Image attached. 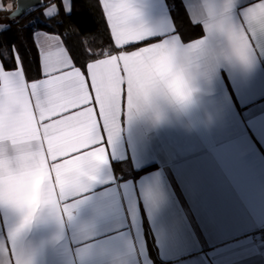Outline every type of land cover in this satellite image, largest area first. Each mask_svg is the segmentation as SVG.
Returning <instances> with one entry per match:
<instances>
[{
  "label": "crops",
  "instance_id": "obj_1",
  "mask_svg": "<svg viewBox=\"0 0 264 264\" xmlns=\"http://www.w3.org/2000/svg\"><path fill=\"white\" fill-rule=\"evenodd\" d=\"M180 1L193 20L223 2ZM247 2L233 0L235 23ZM8 5L0 0L3 9ZM135 6L139 22L153 31L173 21L165 0H135ZM9 17L0 14V25L9 28ZM196 24L203 32L196 39L203 38L206 32ZM248 35L255 49L248 61L210 56L199 100L182 114L166 112L159 121L150 114L123 115L127 86L122 84L120 128L109 149L91 81L82 70L92 99L72 111L93 107L102 136L93 147L108 150L106 161L71 194V218L48 208L36 212L15 240L22 264H264L256 235L264 226V48L256 49ZM158 40L118 49L131 52ZM226 46L215 35L205 49ZM41 78L40 72L26 82ZM114 163L126 164L118 175ZM128 166L145 171L133 178ZM19 224L16 211L0 206V264L13 261L9 233Z\"/></svg>",
  "mask_w": 264,
  "mask_h": 264
},
{
  "label": "snow or ice",
  "instance_id": "obj_2",
  "mask_svg": "<svg viewBox=\"0 0 264 264\" xmlns=\"http://www.w3.org/2000/svg\"><path fill=\"white\" fill-rule=\"evenodd\" d=\"M97 2L107 19L111 38L117 48L159 38L158 42L149 43L148 46L131 52L120 51L113 54L110 49H105L102 53L104 58L86 64L87 77L91 81L95 103L99 107V117L103 122V132L107 135V149L120 128L121 85L126 83L130 106L134 84L139 76V66L149 55L168 47L203 49L209 38L216 35L217 21L228 26L229 37L234 43L237 40L242 43L246 62L255 51L248 34L255 41L256 49L264 48V0H249L241 7L240 23L233 21V0H223L219 6L212 7L209 20H193L189 15L192 24H202L206 35L188 43L183 42L181 31L174 21L160 32L146 28L139 22L135 0ZM62 5L64 13L70 15L72 0H62ZM35 7L34 4L18 0L16 10L10 18L25 11L30 13ZM11 9L12 5L9 4L7 10ZM0 10L5 9L0 7ZM42 15L57 24L61 23L56 19L58 10L55 4L45 7ZM7 29L8 25H0V32ZM32 38L38 52L41 76L44 78L26 82L23 60L15 47L11 50L15 54V67L7 68L0 63V144L10 143L13 148L30 144L37 149L39 167L52 176L50 187L59 184L53 211L71 218L75 206L71 203V194L78 193L87 180L93 179L92 170L97 163L106 161L108 150L103 146L93 147L102 140L93 107L72 111L89 105L92 99L85 74L80 67L75 66V50L66 46L60 35L34 31ZM86 53L93 54L91 49H86ZM7 55L8 49H0V56ZM54 117L56 118L53 119ZM46 120L50 122L45 123ZM5 194L7 200L4 199ZM14 199L15 193L11 186L6 190L0 189V204L13 208ZM33 217L29 211L23 223L9 233V240L13 244V261L9 264H22L21 258L16 254L15 240L30 225Z\"/></svg>",
  "mask_w": 264,
  "mask_h": 264
},
{
  "label": "clouds",
  "instance_id": "obj_3",
  "mask_svg": "<svg viewBox=\"0 0 264 264\" xmlns=\"http://www.w3.org/2000/svg\"><path fill=\"white\" fill-rule=\"evenodd\" d=\"M210 5L202 19L209 20ZM211 22V21H210ZM216 35L227 41L225 48L209 52L205 48L168 47L146 57L139 66L131 105L126 102L125 113L130 117L150 114L159 121L164 113L182 114L199 100L200 83L208 70L210 56L224 57L245 63L242 43L229 37L225 24L216 22ZM52 176L39 167L37 149L30 144L13 148L10 143L0 144V189L12 187L15 193L11 208L23 223L29 211L33 215L43 208L53 210L59 184L50 187ZM7 200V195H4ZM0 206L8 207L7 204Z\"/></svg>",
  "mask_w": 264,
  "mask_h": 264
},
{
  "label": "trees",
  "instance_id": "obj_4",
  "mask_svg": "<svg viewBox=\"0 0 264 264\" xmlns=\"http://www.w3.org/2000/svg\"><path fill=\"white\" fill-rule=\"evenodd\" d=\"M172 20L181 31L184 41L201 37L203 32L199 25L192 24L180 0H165ZM4 4H11V11L7 8L0 12L8 16L16 7V0H3ZM73 8L70 15L63 11L62 0H44L43 6L34 8L30 13L26 12L20 17L10 19L8 30L0 34V49H8L7 57L0 56L2 63L7 68L15 67L14 54L12 48L18 50V54L23 60L26 80H34L40 77V65L36 46L32 34L35 30H42L50 34L60 35L66 46L74 49L75 66L81 70L86 68L90 61L104 57L105 49L117 53L120 49L116 48L110 35V30L102 14V9L97 0H72ZM50 4L57 6L58 15L56 19L61 23L57 24L54 20L46 19L42 13L45 7ZM86 49H91L92 55L86 53ZM125 163H114L112 165L115 175L123 171ZM128 165V164H127ZM130 168V166H128ZM144 170H132L130 175L137 178ZM125 175L122 174V178Z\"/></svg>",
  "mask_w": 264,
  "mask_h": 264
},
{
  "label": "water",
  "instance_id": "obj_5",
  "mask_svg": "<svg viewBox=\"0 0 264 264\" xmlns=\"http://www.w3.org/2000/svg\"><path fill=\"white\" fill-rule=\"evenodd\" d=\"M17 2H18V0H16V4H17ZM19 2H22V3H30V4H34V5H36V7L35 8H39V7H41L40 5L41 4H43L42 3V0H19ZM15 10H16V7H15V9L8 15V16H12V13L13 12H15ZM27 11H25V12H23L22 14H24V13H26ZM21 14V15H22ZM21 15H19V16H15L14 18H17V17H20ZM9 17V18H10Z\"/></svg>",
  "mask_w": 264,
  "mask_h": 264
},
{
  "label": "built area",
  "instance_id": "obj_6",
  "mask_svg": "<svg viewBox=\"0 0 264 264\" xmlns=\"http://www.w3.org/2000/svg\"><path fill=\"white\" fill-rule=\"evenodd\" d=\"M256 235L258 237V240L260 241V243L264 247V226L257 228Z\"/></svg>",
  "mask_w": 264,
  "mask_h": 264
}]
</instances>
